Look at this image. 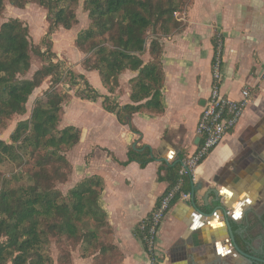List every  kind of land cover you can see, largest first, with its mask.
Instances as JSON below:
<instances>
[{"label":"crops","instance_id":"0c3cea01","mask_svg":"<svg viewBox=\"0 0 264 264\" xmlns=\"http://www.w3.org/2000/svg\"><path fill=\"white\" fill-rule=\"evenodd\" d=\"M183 14L185 27L161 38L163 109L134 113L132 124L139 132L106 110L103 97L83 99L72 91L62 105L60 128L81 129L79 143L68 151L74 165L69 188L100 175L104 189L99 203L109 228L103 245L94 248L82 242L77 250L70 249V259L62 264H153L139 225L169 187L159 178L162 161H177L182 155V162L196 150L198 120L212 86L217 34L223 39V92L241 99L242 90L249 87L252 100L236 128L195 168L192 179L187 176L191 197L178 198L163 220L155 264L248 263L235 250L225 217L230 216L232 227L243 224L238 233H245L246 218L264 204V0H192ZM62 29L53 33L57 56L67 59L69 68L84 75L101 95L119 105L133 103L131 79L138 72L124 71L111 92L97 70L85 67L86 54L75 44L79 31L70 40L71 50L57 48L55 36ZM141 57L145 63L152 59L149 47ZM44 84L32 95L47 90ZM142 144L158 159L146 166L121 163L128 159L130 147ZM218 206L227 213L216 210Z\"/></svg>","mask_w":264,"mask_h":264},{"label":"trees","instance_id":"16d2710c","mask_svg":"<svg viewBox=\"0 0 264 264\" xmlns=\"http://www.w3.org/2000/svg\"><path fill=\"white\" fill-rule=\"evenodd\" d=\"M5 1L0 0V14ZM8 1L17 8H24L30 1L45 7L49 26L41 38L42 48L32 41L29 25L20 18L12 17L0 25V128L12 116L27 113L30 96L46 78L50 77L56 87L62 82L61 62L53 61L57 57L53 49V33L59 28L73 29L78 24L74 5L79 0ZM191 2L84 0L90 23L78 32L75 44L86 54L85 67L97 70L111 92L118 86L119 76L124 71H137L138 74L131 79L133 103L119 105L109 96L101 95L84 75L70 69L72 78L78 76L86 87L84 92L77 91L76 95L90 100L103 97L106 110L115 113L119 121L129 125L131 130L139 132L132 124L134 113L144 108L163 109L161 38L185 27L179 14L185 13ZM214 46L216 52L217 36ZM148 47L152 59L145 63L141 56ZM33 53L41 57L49 55V61L27 77ZM42 97L35 102L30 117L17 123L9 142L0 138V165L5 160L25 161L27 165L23 171L2 179L0 264H55L49 249L53 240L60 246H66L56 258L62 264L70 259L72 247L82 242L94 248L98 244L103 245L102 237L109 233L107 213L99 203L104 189L100 175L83 178L70 188L68 195H63L56 187L59 176L68 175L72 168L62 151L67 152L79 143L81 129L73 125L60 128L62 105L71 97L69 93L54 88L47 90L45 99ZM181 157L177 161H162L159 178L170 183L167 191L179 179ZM156 159L155 151L142 144L137 148L130 147L128 159L121 163L137 161L146 166ZM191 189L186 177L182 190L189 192ZM177 200L178 196L172 204ZM259 221L264 222V216ZM241 227L243 224H233L237 243L247 252L256 235L252 228L238 233Z\"/></svg>","mask_w":264,"mask_h":264},{"label":"built area","instance_id":"2783aa9c","mask_svg":"<svg viewBox=\"0 0 264 264\" xmlns=\"http://www.w3.org/2000/svg\"><path fill=\"white\" fill-rule=\"evenodd\" d=\"M212 64V86L199 116L197 135L199 142L196 150L182 159L179 170V179L175 185L165 192L152 213L139 225V232L153 264L158 261L157 243L163 220L171 209L173 200L188 199L190 192L182 190L187 176L193 177L195 168L224 140L226 135L233 131L241 120L245 109L252 100L249 87L242 90L241 99L230 98L223 92L222 52L223 39L217 34V47Z\"/></svg>","mask_w":264,"mask_h":264},{"label":"rangeland","instance_id":"374dc122","mask_svg":"<svg viewBox=\"0 0 264 264\" xmlns=\"http://www.w3.org/2000/svg\"><path fill=\"white\" fill-rule=\"evenodd\" d=\"M84 0H79L77 4L74 5V9L76 11V15L78 17V24L75 26V28L72 31H67L62 29L61 31H58L55 36V40L58 43V49L63 48L64 52H68L71 50L70 47V40L76 35V31L83 30L87 28V26L90 23V19L88 18V12L85 10L84 5H83ZM47 9L41 5H39L36 2H29L26 4L24 8H17V7H12V5L9 3L8 0L5 1V8L3 12L0 14V25L12 18V17H18L21 20H23L25 23H27L30 27V34L32 41L37 44V46L44 48V44L41 42V38L43 35H45L48 31V26H49V21L47 18ZM183 13L179 14V16L183 17ZM150 36L152 37V32H150ZM53 38V37H52ZM55 47L53 46V49ZM79 52V51H78ZM90 54H87V56ZM49 57V55L47 56ZM47 57H41L36 54H32V65L31 69L29 70L27 77H31L38 69L42 67L46 62L49 61V58ZM53 59V57H52ZM58 59V60H57ZM53 61L55 62H61V71H62V82L56 85H53L51 83V78L48 77L46 78L45 82L47 83L45 85V88L49 85V91L53 90L56 88L58 91H61L62 93H70L72 91H79V92H84L86 87L83 89L82 85V80L78 76H74L72 78L71 73H70V68L68 66L67 59H62L57 56L56 58L54 57ZM47 90L40 91L41 93H38V95H32L29 98L28 104H27V113L25 115H14L11 118L6 120V123L4 126L0 128V138H3L7 142L10 141V135L15 129L17 123L20 120H24L30 117L31 110L37 101L38 98L42 97L45 99V94ZM36 96V97H35ZM66 102V101H65ZM63 155L66 156L67 160L70 162L72 168V172L70 169L68 170V175H60L58 181L55 183L56 187L58 190L61 191L63 195H68L69 193V186H71V178H72V173L74 169L73 163L70 161V156H68V151L65 152L62 151ZM70 166V167H71ZM27 167L25 161L22 162H11L9 160H5L1 165H0V188L3 183V178H9L13 173L21 172ZM70 171V172H69ZM71 173V174H70ZM250 218H255L254 215L250 214ZM252 233L257 236V244L258 246L263 243L264 245V231L260 229V226H256L252 229ZM57 242L53 240L51 246L49 247L50 253L53 255L54 259L58 258L62 251L61 249L64 247L66 249V246H60V244H56ZM74 248L73 250L78 249V245L72 247ZM71 248V249H72ZM80 253V252H79Z\"/></svg>","mask_w":264,"mask_h":264},{"label":"flooded vegetation","instance_id":"af4514ba","mask_svg":"<svg viewBox=\"0 0 264 264\" xmlns=\"http://www.w3.org/2000/svg\"><path fill=\"white\" fill-rule=\"evenodd\" d=\"M254 216H255L254 219L250 218V216L246 218L245 229L251 230V228L253 229L256 226H260V229L264 231V222L259 221L264 216V204H262V206L258 208ZM256 240H257V236L250 243L249 250L247 251V253L253 257L264 260V245L262 243L258 246ZM253 264H264V262L259 260H254Z\"/></svg>","mask_w":264,"mask_h":264},{"label":"water","instance_id":"95a60500","mask_svg":"<svg viewBox=\"0 0 264 264\" xmlns=\"http://www.w3.org/2000/svg\"><path fill=\"white\" fill-rule=\"evenodd\" d=\"M216 210H223V212L226 214L227 213V210L223 207V206H218L216 207ZM203 213V212H202ZM208 215V214H206ZM226 224L228 226V229H229V234H230V237H231V240H232V244L235 248V250L241 254L242 256H244L245 258L248 259V263L247 264H253V261L254 260H259V261H263L262 259H258L256 257H253L251 255H249L246 251H244L243 249H241L236 241V238H235V232H234V229L232 227V224H231V221H230V216L226 214Z\"/></svg>","mask_w":264,"mask_h":264}]
</instances>
